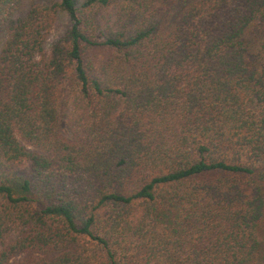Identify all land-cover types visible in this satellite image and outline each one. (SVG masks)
Masks as SVG:
<instances>
[{
  "label": "trees",
  "instance_id": "1",
  "mask_svg": "<svg viewBox=\"0 0 264 264\" xmlns=\"http://www.w3.org/2000/svg\"><path fill=\"white\" fill-rule=\"evenodd\" d=\"M4 32L0 264H264V0H0Z\"/></svg>",
  "mask_w": 264,
  "mask_h": 264
},
{
  "label": "rangeland",
  "instance_id": "2",
  "mask_svg": "<svg viewBox=\"0 0 264 264\" xmlns=\"http://www.w3.org/2000/svg\"><path fill=\"white\" fill-rule=\"evenodd\" d=\"M38 2L48 5V4H52L53 2L54 3L60 2V0H38ZM27 7H28V3L26 2L23 4L21 9L15 14L14 18H18V17L22 16L26 12ZM68 28H69V16L63 12L59 13L56 25H55L54 29H52L53 31H52V33L49 37V40L46 44V51L47 52L51 51L52 46L62 38V36L67 31L66 29H68ZM6 38H7V34L5 32L0 34V52L4 46ZM58 101H59L60 112L62 115L61 116L62 120L64 121V123H67L68 113L66 112L65 103H64V96H63L61 91L58 93ZM66 126L67 125L63 126L64 132L69 133V130ZM24 169L26 172L29 173L30 172V164L27 163L24 166Z\"/></svg>",
  "mask_w": 264,
  "mask_h": 264
}]
</instances>
